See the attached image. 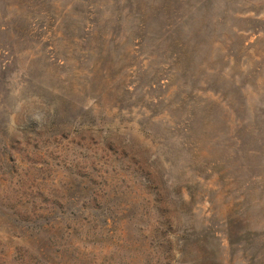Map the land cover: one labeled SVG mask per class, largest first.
I'll use <instances>...</instances> for the list:
<instances>
[{
	"label": "rangeland",
	"instance_id": "rangeland-1",
	"mask_svg": "<svg viewBox=\"0 0 264 264\" xmlns=\"http://www.w3.org/2000/svg\"><path fill=\"white\" fill-rule=\"evenodd\" d=\"M182 262L264 264V0H0V264Z\"/></svg>",
	"mask_w": 264,
	"mask_h": 264
},
{
	"label": "trees",
	"instance_id": "trees-1",
	"mask_svg": "<svg viewBox=\"0 0 264 264\" xmlns=\"http://www.w3.org/2000/svg\"><path fill=\"white\" fill-rule=\"evenodd\" d=\"M124 143V142H123ZM106 150H108V151H113L114 153H119V154H122V156H126L127 157V154L125 153V150H123V149H121V148H119V149H114L113 148V146L112 145H109L108 147H107V149ZM131 161H133V158H131L130 159ZM130 161V162H131ZM154 162H155V156H148L144 161H142L141 163H139V162H135L134 163V166L135 167H137V170H139L140 168H145L146 169V171L148 170V168H151L152 167V165L154 164ZM127 163H129V162H127ZM164 179V178H163ZM161 182L163 181L162 179H159ZM145 181L148 183V184H153L154 183V180H153V178H150V175H149V172H147L146 173V175H145ZM164 183V182H163ZM155 184V183H154ZM84 191L86 190V189H83ZM159 194L157 193V196H158ZM91 197V196H90ZM92 197H94V196H92ZM86 199V198H85ZM93 201H94V198H93ZM190 262H188V264H189ZM181 264H187V262H182Z\"/></svg>",
	"mask_w": 264,
	"mask_h": 264
}]
</instances>
